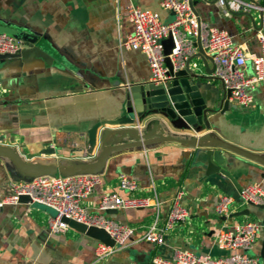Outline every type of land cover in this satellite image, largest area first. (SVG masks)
<instances>
[{"label": "crops", "instance_id": "0c3cea01", "mask_svg": "<svg viewBox=\"0 0 264 264\" xmlns=\"http://www.w3.org/2000/svg\"><path fill=\"white\" fill-rule=\"evenodd\" d=\"M131 1L141 10L157 14L164 23L172 18L160 9L162 0ZM193 2L201 21L227 32L247 53L259 55L257 35L264 34V24L258 15L252 20L244 13H226L214 0ZM128 3L129 0H0V32L34 38V45L52 58L51 66L37 58L0 64V144L18 148L30 162L93 159L100 136L112 128L105 123L125 113L129 88L149 82L144 56L118 46L131 33L126 16ZM196 72L205 76L204 67ZM197 85L203 99H210V103L217 99L219 82L206 79ZM247 92L252 96V105L244 108L228 101L227 109L217 115L209 132L264 156L261 91L255 88ZM206 133L204 130L197 136ZM166 134L183 138L188 133L168 129ZM48 148L54 154H43ZM221 155L227 160L222 168L231 180L219 174L207 176L205 167L199 165L204 156H196L193 149L178 144L161 143L113 154L99 174L100 184L82 201V206L89 213L130 226L133 233L125 248L102 261L96 260L94 254L98 241L74 230L64 234L49 232L46 222L54 216L51 209L36 203L5 206L0 212V264H150L154 256L170 258L174 251L219 257L225 253L215 247V234L246 219L256 220L263 227L248 255L264 264V209L237 205L239 190L249 184H259L264 192V167L228 152L222 151ZM120 176L136 180L134 196L156 197L160 224L172 198L178 191L183 193L180 204L189 217L165 235L163 245L143 240L154 220V207L117 210L111 215L98 210L106 193L129 196L118 188ZM10 180L26 181L0 158V196L8 193ZM222 195L232 198L234 204L228 216L217 217L214 208ZM247 208V216L231 217Z\"/></svg>", "mask_w": 264, "mask_h": 264}, {"label": "built area", "instance_id": "2783aa9c", "mask_svg": "<svg viewBox=\"0 0 264 264\" xmlns=\"http://www.w3.org/2000/svg\"><path fill=\"white\" fill-rule=\"evenodd\" d=\"M214 3L226 13L248 14L252 20L254 15H258L264 24V0H214ZM160 9L171 15L169 22H162L157 14L143 11L129 0L126 16L131 33L118 45L120 50L137 51L144 56L150 83L165 85L171 80L165 66L166 58L169 59L174 72L184 69L190 59L189 68L195 72L200 71L203 69L201 61L194 57L201 51L211 62L213 67L211 76L216 78L225 90L230 91L231 103L249 108L253 100L247 90L259 88L264 104L263 33L259 32L257 35L259 55H253L235 44L227 32L210 27L201 21L192 11L188 0H162ZM169 37L173 48L170 54L165 56L162 42ZM23 48L20 41L0 32V55H15ZM16 150L26 159L18 148ZM99 184V174L38 176L28 181L10 180L8 193L0 196V212L5 206L19 204V198L25 196L29 203L40 204L54 212V216L48 218L46 222L51 234H64L72 230L62 222L63 218L101 229L114 242L113 247L97 243L95 258L102 261L115 251L126 247L133 228L120 224L108 216L89 213L82 206V201L92 194ZM118 188L129 196L121 198L114 193H106L98 204V210L105 212L154 207L156 209L154 220L143 234V240L152 245H163L165 235L176 226L185 223L189 217L186 208L180 204L183 195L181 191L172 198L164 222L160 224V203L155 196L152 198L134 196L138 189L137 182L125 176L119 177ZM233 204L232 198L220 196L214 208L215 215L228 216ZM248 204L264 205V192L259 184H249L240 191L237 205L247 207ZM262 228L258 221L246 219L233 224L226 231H218L214 237V245L225 253L219 257L174 251L170 258L154 256L150 264H260L259 259L248 255V252Z\"/></svg>", "mask_w": 264, "mask_h": 264}, {"label": "water", "instance_id": "95a60500", "mask_svg": "<svg viewBox=\"0 0 264 264\" xmlns=\"http://www.w3.org/2000/svg\"><path fill=\"white\" fill-rule=\"evenodd\" d=\"M188 2L197 16L193 0H188ZM246 15L250 17L248 14ZM12 37L20 41L24 48L15 55H0V64H8L11 60L37 58L51 66L52 58L34 45V38L16 35ZM162 47L163 54L169 55L173 48L170 37L162 42ZM194 58L200 59L205 76H201L189 68L191 59L186 63L184 69L174 72L169 59L166 58L165 66L171 77L169 82L165 85L145 82L129 88L125 97V113L119 118L105 123L112 128L105 130L103 136H100L98 152L90 161L30 162L21 157L15 148L4 144H0V158L7 160L19 179L26 181L38 176L66 177L79 174H100L107 160L113 154L161 143L178 144L193 149L196 156H204L199 165L205 167L207 176L219 174L231 180L229 174L222 168L227 163V160L221 155L222 151L264 167V156L238 148L209 132L217 115L227 109L230 91L220 85L216 100L210 103V99H203L197 83L206 79L219 81L211 76L213 67L210 60L204 57L201 51ZM168 129L188 134L183 138H176L166 134ZM204 130L207 131L206 134L197 136ZM127 139L131 142H126ZM1 141L2 139H0ZM43 154H54V150L48 148L44 150ZM237 190H239L238 187ZM19 203H29V199L22 196L19 198ZM250 207L264 209V206L248 204V208ZM248 208L231 217L247 216ZM116 212L117 210H108L105 211V214L111 215ZM62 222L75 232L90 237L107 247L114 245L109 235L101 229L87 227L65 218L62 219Z\"/></svg>", "mask_w": 264, "mask_h": 264}]
</instances>
